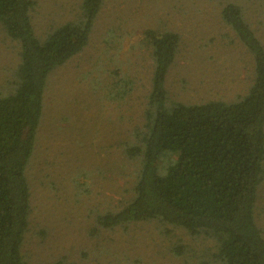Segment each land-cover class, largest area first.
<instances>
[{
  "label": "rangeland",
  "instance_id": "rangeland-1",
  "mask_svg": "<svg viewBox=\"0 0 264 264\" xmlns=\"http://www.w3.org/2000/svg\"><path fill=\"white\" fill-rule=\"evenodd\" d=\"M40 40L81 18V0H33ZM234 3L264 46V0H102L86 46L50 72L33 151L25 169L28 226L20 246L31 264H216V243L157 220L112 228L101 216L132 197L140 157L135 143L150 90L144 31L179 35L165 76L166 105L234 102L253 79L252 57L222 20ZM19 44L0 25V96L13 90ZM263 176L254 220L264 237Z\"/></svg>",
  "mask_w": 264,
  "mask_h": 264
},
{
  "label": "trees",
  "instance_id": "trees-1",
  "mask_svg": "<svg viewBox=\"0 0 264 264\" xmlns=\"http://www.w3.org/2000/svg\"><path fill=\"white\" fill-rule=\"evenodd\" d=\"M102 0H81V18L43 40L31 23L33 0H0V25L19 44L13 90L0 96V264H31L20 254L28 226L25 169L33 151L50 72L87 44ZM222 20L252 57L253 79L234 102L166 105L165 76L179 35L144 31L152 73L144 120L130 156L140 157L132 197L100 217L106 228L157 220L216 243V264H264V237L254 220L264 159V46L228 3ZM36 264H78L65 260Z\"/></svg>",
  "mask_w": 264,
  "mask_h": 264
}]
</instances>
